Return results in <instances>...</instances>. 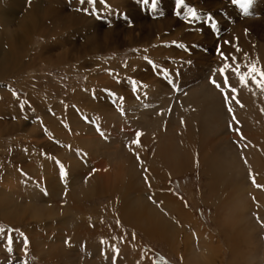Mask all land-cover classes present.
<instances>
[{
	"label": "rangeland",
	"instance_id": "obj_1",
	"mask_svg": "<svg viewBox=\"0 0 264 264\" xmlns=\"http://www.w3.org/2000/svg\"><path fill=\"white\" fill-rule=\"evenodd\" d=\"M29 1L31 3L32 0L21 1L23 4L20 3L21 13L17 15L16 12L18 13L19 9L14 6L15 14L9 17L10 22L6 30H8V35L15 32L27 41L24 43V52H21V58L24 59L22 65L30 64L28 49H34L35 55L42 54L41 58L35 57L32 66L24 67L15 76L0 79V205L1 208L2 206L5 209L9 208L8 210H11L9 212L17 216L12 221L1 219L0 216V229H3L0 232V264H25V262L27 264H56L55 260L42 250L49 244L45 238L61 233L60 241L67 240L72 244V248H75V244L81 241L82 233L87 234L88 231L97 233L96 229H101V231L103 229L102 233L107 234V242H116L119 247L126 243L129 248L135 249L130 252L133 261L135 258L137 260L142 258L143 262L146 258L149 264H205V262L233 264L235 262L232 259L235 256L234 252L240 253V247L243 252L247 246L245 238L250 240V236L243 235L242 230L237 234L231 233L230 229L234 222L239 223L238 230L240 227L245 229L240 221L245 217L246 212L243 210V213L238 212L232 215L233 223H231L226 214L227 209H223L221 204H216L224 202L219 199L224 191L229 192L226 183L230 178L222 177L219 183L215 182L206 170V165L197 162L199 159H204L201 155L199 159H196L198 148L194 151L195 164H192L187 171L180 173L181 175H150V179L155 178V182H158L159 190L171 192L183 210L190 213L192 219L200 225L206 235L210 236L205 239L200 236L197 238L195 233L184 232L182 233L183 238L186 239L181 242L183 244L180 242L175 244L172 240L174 250L169 249V246H166L168 243L162 238H148L145 235V228L141 229L145 232L144 234L139 227L135 228L136 226L126 223L134 216L137 209L129 210L127 199L118 200L116 198V191L126 192L130 184L126 179L127 175L121 181L116 174L121 171L125 172L127 167L141 164L148 167L151 161L158 168L164 167L163 162L166 157L160 156L159 150L158 154L154 151V146L158 147L163 138V136H158L159 131L164 134V137L174 139V147H170L169 150L183 149L185 155L187 154L186 157H189L188 153L180 143L193 139L187 134L191 128L194 129L192 136L197 141L198 138L207 141V136H204L208 133L207 129L199 124L187 126L184 129L183 139L179 137L180 135L173 138V132L178 129L179 117H176L178 113L171 114V117L169 112L172 104L169 103L165 109L166 113L161 114L165 108V104H161V98L169 96V101L175 103L179 100L176 96L180 89L179 83L183 85L197 83L210 70L214 75L222 67L219 63L222 57L217 54V46H221V51L227 55L223 49L224 41L231 39L232 30L240 29L245 24L248 27L242 28V31L245 32L247 40L257 48L256 50L241 49L240 62L243 61L244 70L247 71L245 65L246 62H251L250 57H256L264 52V46H262L264 44V14L254 16L255 6L264 5V0H252L247 11L241 7L240 3L233 4L231 0H184L179 5L177 0H155V7H153L152 0H149L147 4L143 0H106V4L102 7L99 4H80L79 0H40L37 18L39 23L32 25L29 22L26 31L17 22L23 18L22 15H25L27 8L31 6ZM1 2L2 0H0V5ZM84 7L90 9L89 13L78 10ZM93 8L98 9L95 16L91 13ZM49 9L52 13L49 12L48 16L46 10ZM190 9L196 12L195 17L189 14ZM2 17L3 15L0 14V23ZM48 17L52 27L50 34L45 36L43 34L46 32L44 25L49 20ZM167 22H170L171 26L166 27ZM254 28L257 30L253 31ZM151 29H155L156 33L149 39ZM140 36L144 38H138ZM45 40L50 44L47 51L46 48L44 49ZM233 45L239 47V43ZM158 46H160L158 54H151L150 52ZM245 53L248 54L246 62ZM256 67L264 70L262 64L256 63ZM226 75L231 86L229 77L231 74ZM175 76L179 79H175ZM214 79L221 88H224V81L221 77ZM132 81L136 82L137 91H133ZM237 82L241 85L240 80ZM117 83L120 85L116 86ZM206 84L214 86L210 80ZM253 86L255 84L250 79L247 81V86L241 85V92L245 94L241 103L253 104L252 101L245 103L244 100L249 95L253 98L260 96L262 92ZM215 89L218 88L215 87ZM153 90H157L158 95L154 94ZM13 91L17 95H13ZM182 92L181 102L186 103L192 99L191 104L187 106L190 114L195 113L198 106L214 104L213 102L204 103L200 95L192 97L191 91L187 92L189 95L186 94V90ZM197 92L201 91L197 90ZM120 97H123V100ZM221 100L224 109H215L216 112L206 110L205 116L207 115L206 118L210 121L209 125L216 127L217 130L219 129L218 132L221 131V135L226 136L227 143L225 141V147L222 145V149L218 148V154H216V148L207 147H201L202 153H208L209 155H205L207 158L210 156L225 158L231 166L234 164V167L237 165L238 168L244 170L247 166L254 167L252 164H242L244 161L242 143L244 142L248 156L249 154L258 155L257 158L260 159L261 164L264 163L263 97L259 100L261 103L259 110L250 108L248 110L250 112L247 111L255 123L244 120L238 125L232 119L236 112L229 113L224 103V96ZM151 103H157L158 107L162 108L158 110L156 108L152 113L151 110L145 111L139 108L140 104L148 106ZM216 106L214 104L212 107ZM94 109L102 111L98 114ZM121 109H123V114ZM89 113L98 117L99 121L94 120ZM100 116H102L101 119ZM169 116L174 121L167 120ZM224 116L227 119L223 118ZM89 118L94 121L92 125L86 122ZM229 122L232 123V130H241L244 127L246 131L249 130L248 134L259 135L260 140L250 136L259 144L254 146L249 136V142L244 139L241 142L240 138L231 137L232 130L229 129ZM96 123L98 124L95 125ZM240 124H242L241 128ZM103 125L115 136L113 139L110 137V140L109 136L103 135L106 148H100L99 145L94 150L91 142L90 146L82 144L81 137L91 139L94 136L95 140V137L103 138L100 133H97V128L102 131ZM166 125L167 131L164 129ZM136 131H140L142 135L139 145H132L131 141L136 139ZM73 146L82 156L78 155L77 151L69 153ZM101 149L104 150L100 152ZM128 150L137 151L132 156L133 161H127L131 164L124 167L122 163L126 162ZM153 156L155 157L152 160ZM90 157L94 159L97 166L79 170L80 166L86 164ZM198 163L200 165H197ZM61 165L67 172L64 179H61L59 175ZM73 167L79 168L72 171ZM93 169L96 171L94 172ZM253 170L262 172L255 167ZM84 171H86V177L81 178L84 173L79 174ZM102 171L112 177L110 180L109 177L99 176V182L107 179L106 186L97 185L98 188L90 196L79 200L80 202L76 198L68 201L74 194L79 195L86 189V185L83 184L88 178L96 173L93 177L95 178ZM147 174H152V172ZM75 175L77 183L73 185L71 182H74ZM53 176L56 182L51 181L52 184L49 186L51 191L45 194L41 182L43 178L51 179ZM58 183L62 187L53 190V186L59 187ZM209 184H211L210 187ZM99 189L110 191H99ZM52 192L56 194L53 195ZM71 192L74 194L67 200ZM40 194L45 195L46 200H42L43 203ZM253 195L254 193L251 197L247 196L246 201L253 208L252 215H249H251L254 230H257L264 223V219L257 218L255 211L257 204ZM259 195V201L262 202L264 191ZM235 201L234 204L238 203ZM237 205L241 207V203ZM217 207L221 209L217 210ZM260 208L258 206V210ZM38 210L42 215L36 217ZM229 210H231L230 207ZM60 219L63 221L61 224L57 226L50 224ZM72 220L79 226L73 227L75 223L70 222ZM9 229L18 230L11 233L13 242L10 246L7 243ZM257 234L258 236L253 235V240L262 242L260 257L264 252V227ZM72 236L74 238H71ZM37 237L43 239L44 244L37 247L38 250H32L30 238ZM25 238L28 240L27 247L24 244ZM102 241L103 243L101 241L95 243L106 246L105 239ZM205 245V249L201 247ZM9 247L11 251L8 250ZM67 251L65 254L68 253ZM90 251L92 254L95 253L94 250L90 249ZM77 252L80 259L76 260L75 264L89 262L88 258L91 257L89 254L79 249ZM105 259V264H113V260ZM130 262L121 261L122 264H131ZM115 264H117L116 259Z\"/></svg>",
	"mask_w": 264,
	"mask_h": 264
},
{
	"label": "bare ground",
	"instance_id": "obj_2",
	"mask_svg": "<svg viewBox=\"0 0 264 264\" xmlns=\"http://www.w3.org/2000/svg\"><path fill=\"white\" fill-rule=\"evenodd\" d=\"M21 1H23V0H2L1 5H0V14L3 15V17H2L3 19L0 23V32L3 33V34L0 33V79H1V77L2 78H10L11 76H15L16 74L19 73L20 70L24 69V67L32 66L33 65L32 63L34 62L35 57L40 59L41 55H42V54H38V53H37V55H35L34 49H32V50L28 49L27 54H28V58H30V64L29 65H22L24 59L21 58V52L22 51L24 52V48H25L24 43L27 41L25 40V38H21L20 36H18V34H16L15 32L8 35V30H6L7 25L10 22L9 17L13 16L15 14L14 9H13L14 6H16L19 9L18 13L16 12V15L21 13V9H22L21 7L23 5L21 3ZM39 2H40V0H32L31 3L29 1V5H31V6L27 8L25 15H22L23 18H21L20 21L17 22L19 25H21L22 28L24 27L23 29L26 31L28 30L27 24L29 22H31L32 25L39 23L37 21L38 12H39L38 11L39 10ZM20 3L22 5H20ZM46 12H47L48 16H49V12L52 13L51 9L46 10ZM254 12H255L254 16L264 14V5H262V6L256 5L254 8ZM48 19L49 20H47L46 25H44V30L46 32H44L43 34L45 36L50 34L49 31L52 27L51 26V20L49 17H48ZM170 22H172V21H170ZM170 22L166 23V27L171 26ZM176 22L177 21H175V23ZM246 26H247V24H245V26L242 25L240 29L236 28V29L232 30L233 32H232L231 39L228 41H231L232 45L234 43H239L240 49H242V48H246V49L253 48L254 50H256L257 49L256 46L254 44H252V42L247 40L246 36L244 35L245 32L242 31L244 28H246ZM3 27H4V29H3ZM2 30H3V32H2ZM256 30H257V28L253 29V31H256ZM154 33H156L155 29L149 30V34H150L149 39H151V36H153ZM17 37H18V39H16ZM25 37H27V36H25ZM138 38L141 39L144 37L140 36ZM11 39H12V41H11ZM14 40H15V42H13ZM45 41L46 42L44 43V46H46V47H44V49L46 48V51H47V48L50 46V44L47 43L48 42L47 40H45ZM262 46H264V44ZM159 47L160 46L156 47V49H154L150 53L151 54H158L157 52L160 51ZM223 49L225 52H227V55L228 54L236 55L237 61L240 64V69H239L240 72L241 73L245 72L246 70H244L245 68L243 65V61L240 62L241 51L236 52L235 48H233L231 45H228V44L227 45L223 44ZM167 50L169 51V49H167ZM45 58L48 60L47 57H45ZM250 59H251V61H255L256 63L264 65V52L259 53L256 57H250ZM228 60H229V63L231 64V55H229ZM246 61L247 60L245 59V62ZM219 63H221V65L223 66L224 60L221 59L219 61ZM45 65H47V64H45ZM232 67L235 68V65H232ZM103 69H105V68H103ZM227 73L231 74V76H229L231 78V86L230 85L229 86L237 89L236 99L239 100V102H240L239 104H237L235 100H231V107L233 108V111L236 112L235 114H233V116L236 117V120H235L236 125H238L239 123H241V121H244V120L248 121L249 123L250 122L255 123V121L251 118V114L248 113V112H250L248 110L250 108H252V109L256 108L257 110L260 109L259 106L261 103H259V100H261L262 97L264 99V93L262 94L260 92L261 94L258 98H253L251 95H249L244 100L245 103L252 101L253 104L241 103V100L245 98V96H244L245 94H244V92H241V85H240V83L237 82V80H240V79L236 76L235 72H233L231 70H227L226 74ZM232 76H234V77H232ZM220 77H221V80L224 81V76L220 74L219 70L216 71L214 73V75L212 74V70H210L197 83H193V84L186 83L185 85H183L182 83H179L180 89L178 90V95H176L179 100L177 99L178 100L177 102H175V103L170 102L169 96H167L164 99L161 98L162 99L161 104H165L164 111L161 114L166 113L165 109H166V107H168L169 103L172 104L171 111L169 112V114L174 115L175 112L178 113V116H176V117H179L178 129L173 132V134H172L173 138L178 137L180 135L179 137L181 139H183L184 138V136H183L184 129L187 126L199 124L202 128L206 127V129H207L208 133L204 134V136H207V141L203 140L201 138H198V137H197L198 138V141H197L194 138V136H192V132L194 131V129L191 128L187 134H189V136L192 137L193 139H190L187 142L184 140V141H181V143H180V144H183V147L186 149V151L188 153L189 157H186L187 154L185 155L183 149H177L178 151L176 150V148L169 150L170 147H174V144H173L174 139L170 140L169 138L164 137V134H161L159 131L158 136H163V138L160 140V144L158 145V147H156L157 145L154 146V151L156 152V154H158L157 151L159 150L161 152V154H159V155L166 157V160L163 162L164 167L158 168L155 166L154 162L151 161V163L149 164L148 167H146L147 165L141 164V165L134 166V167L133 166L127 167L125 172H122V171H121V173L118 172L116 175H118V177H120L121 181H123L125 176L127 175L128 178L126 177V179L128 180V182L130 184H129V188L126 190V192L116 191V198L118 200L127 199V204H128L129 210H136L137 209L136 212L134 213V216L130 220H128L126 223H129L132 226H136L135 228L139 227L140 231H142L141 230L142 228H145L146 234L143 231H142V233H144L146 236H148V238H162V239H164L166 241V243H168V245H166V246H169V249H171V250H174L173 249V246H174L173 243L176 244V243L180 242V244H183L181 242L184 241V239H186V238H183L182 233H184V232L189 231L190 233H195L194 235L197 238L199 236L204 237V239L206 237H210V236L206 235V232H204L201 229L200 225L198 223H196V221H194V219H192L190 213L183 210V208L179 204V201L172 195L171 192H169L167 190H164V191L159 190L158 182H155V178L153 180L150 179V175H159V176L181 175L183 172L187 171L192 164H195L194 158L196 156L194 154V151L196 148H198L197 149L198 156L196 157V159H199L200 155L202 157H204V159H199V160H197V162L204 163L206 165V167H207L206 170L209 172V174H211V176L214 178L215 182L219 183V181L222 177L227 178V179L230 178V180L226 183L227 188L229 189V192L224 191V193L220 195L221 199H219V200H224V202H219L216 204H218V205L221 204L220 206L223 209H227L226 214H227L228 218L231 220V223H233L232 218H231L232 215L237 214L238 212L243 213V210L246 212L245 217L242 219V221H240V222H242V227H244L245 229H241V227H240V230H238L237 226H239V223H237V222H234L232 224V228L230 229L231 233L237 234V233H240L242 230L241 233L243 235L246 234V235L250 236V240L245 238L247 246L244 249V251L242 252L241 247H240V253L236 254L234 252L235 256L232 259H234L235 262L233 264H241V263L242 264H264V252L259 257V252H260V249L262 246V242L260 240H257V241L253 240V235L258 236L257 232H260V230L264 227V223L262 225H260L259 229L254 230V228L252 226L251 217H250L252 215L251 213L253 211V208L246 201V197L247 196L251 197L252 193H254L253 198L255 199L256 204H257V209L255 210L257 212V215H258L257 218L260 217V218L264 219V200L262 202L259 201L260 200L259 194L262 193L264 191V189L262 190V188L255 187L253 185L251 179H250V176H249V172L251 170V173L255 177L256 182L260 185H264V163L261 164L260 159L257 158L258 155L249 154V156H248L247 151L244 147V142H243V139L246 140L247 142L250 141V139H248V136L249 137L252 136L256 140H260L259 135L248 134L249 130L246 131V129H244V127H243V129L239 130V134L235 130L231 129L232 130L231 137H235V138L238 137V138H240V141L243 142L242 144H243V148H244V156H243L244 161H242V164H244V165L252 164V165H254V167L256 169H260L262 171L261 173L259 172V170H257V171L253 170L254 167H252V166H247L244 170H242L241 168H238L237 165H236V167H234V164H233V166H231L230 163L226 162L228 160L225 158L211 157V156L207 158L205 155H209V154L208 153L203 154L201 151V147H207L210 149L216 148V154H218L219 149H222L223 147H225V141L227 143L226 136L221 135L222 134L221 131L218 132L219 129L217 130L216 127L209 125L210 123L208 124V122H210V121L207 120L208 119V118H206L207 115L205 116L206 110H208V112H209V111H215V109H219V110H220V108L224 109V106H222V100H221V98L223 97L224 94L221 92L220 89H215L214 86L211 87V86H208L206 84V82L208 80H210V78H212V79L219 78L220 79ZM112 78H113V76H112ZM176 78H178V76H175V79ZM104 79H105V77H104ZM124 83L125 82H123V84ZM119 85L120 84L117 83L116 86H119ZM171 85H172V82H171ZM253 87L257 88L256 85ZM182 90H186L187 95H189V93H187V92L191 91L190 95L192 97H197L198 95H200L202 97L204 103H206V102L212 103L213 102L217 106L215 108H213L214 104H205V106H198L197 111L193 114H190V111L187 109V106L189 104H191L192 99H191V101H188L186 103L181 102L180 97H181V94L183 93ZM197 90H200L201 92H197ZM154 94L158 95V91L155 90ZM184 95H185V93H184ZM228 95L230 97V96H232V93L230 91H228ZM185 98H186V96H185ZM145 107H147V108H145ZM139 108L144 109L145 111L151 110V113H152V112H154V110L156 108L158 110V108H162V107H158L157 103H155V104L151 103V105L149 104L148 106H144L143 104H140ZM94 111L95 112L97 111V113H98L99 111H102V110L94 109ZM222 112H223V110H222ZM89 115L92 118H94V120L99 121L98 117H96L94 114L89 113ZM172 115H171V117H172ZM101 118H102V116H100V119ZM223 118L227 119L225 116ZM167 120L174 121L173 118L172 119L170 118V116L168 117ZM182 120H183V123H181ZM86 122H88L90 124L94 123V121H91L90 118ZM97 124L98 123H96L95 125H97ZM164 124H166V123H164ZM103 127H104V125H103ZM164 127H165L164 129L167 131V129H166L167 125ZM241 127H242V124H240V128ZM102 132L104 133V135L106 134L105 136H109V139H110V137H111V139L115 138V136L112 134V132L110 133L108 131V128L106 126L103 128ZM97 133H99V132L97 131ZM110 134H112V135H110ZM240 134H242L243 139H241ZM167 136H168V133H167ZM93 137L91 139L90 138L84 139V137H81L83 139L82 144L85 146H90V142H91V144L94 146V150L99 145H100V148H106V146H105L106 141H104V136H102L103 138H101V136L95 137L96 140ZM251 140H252V138H251ZM252 144H254V146L256 144V146H257V144H259V143L252 140ZM222 145H223V147H222ZM103 150L104 149H101L100 152ZM76 151H78L77 148L75 150V146H73L72 148H70L69 153L72 154V153H75ZM136 151L137 150H134V151L128 150V153H127L128 156L126 158V162L124 161L122 163L124 165V167H126L128 164H131V163H128L127 161H130V160L133 161L132 156L136 153ZM69 153H67V154H69ZM81 156H82V154H81ZM154 157L155 156H153L152 160L154 159ZM200 163H198L197 165H200ZM95 166H97V163L94 161L93 158L90 157V159H88L86 164H84L82 167L80 166L79 170L82 171L84 169H89L90 167H95ZM77 168H79V167H73L72 171L73 170L75 171ZM145 170H147V171H145ZM252 170H253V172H252ZM99 171L100 170L98 169V172ZM85 172L86 171L81 172L79 174V175H81L84 173V175L81 178L86 177ZM151 172H152V174H147V173H151ZM95 174L96 173H94L92 177L88 178L86 180L85 184H83V185H86V189L83 192H81L79 195L71 192L72 194L71 193L68 194L67 200H68V197H71L74 194V196L71 197L68 201H71L73 198H76L78 200V202H80L79 200L90 196L92 194V192L96 188H98L97 185H99L100 187L106 186L107 185V179H106L107 177H109L110 180L112 179L111 176H108L103 171L99 175H97V177L93 178L95 176ZM79 175L77 174V176H79ZM100 175H103L104 177H106L103 180V182H99V176ZM77 176L76 175L74 176L75 180L73 183L71 182V184L75 185L77 183V178H76ZM118 177L115 176V178H118ZM146 177H147V180L145 179ZM40 181H42V180H40ZM51 181H52V183L56 182L54 176L51 179H49L47 177L43 178V181L41 183H43L44 192H45V190H46V192L51 191L50 187H49L52 184ZM47 182H48V184H47ZM71 184H70V186H71ZM60 185L61 184L58 183L59 187L53 186L52 189L53 190H54V188L59 189L60 187H62ZM210 186H211V184H209V187ZM101 190H109V189H99V191H101ZM154 191H156L157 193ZM52 194L55 195L56 193L52 192ZM150 196L152 197L151 200H149ZM40 197H41V202H42V200L43 201L46 200L45 195L40 194ZM240 198H241V201L239 202ZM210 200L212 201V199H210ZM235 200L238 201V203H241V207H238V205H237L238 203L234 204ZM217 202H218V200H217ZM19 204H21V203L19 202ZM8 205H9V203H8ZM109 206L110 205H108V207ZM228 206L231 209L229 211H228V208H229ZM258 206L261 207L259 210H258ZM221 207H219V208L221 209ZM219 208L217 207V210ZM8 209L3 208V206L1 208V205H0L1 219L4 218V220L6 219L8 221H12V220L16 219L17 216L12 214L13 212L10 213L9 211H11V210H8ZM82 214L83 213H81V215ZM249 214H251V215H249ZM23 215H25V214H23ZM40 215H42V214L40 213V210H38V214L37 215L35 214V216L38 217ZM40 219L42 220L43 218H40ZM61 220L62 219H60L59 221H56V222L52 221V223H50V224H52V225L56 224V226H57V224H61L63 222ZM70 222L75 223L73 227L79 226V224L77 222H75L74 220H72ZM253 225H254V222H253ZM61 226H63V225H61ZM43 227L46 228L45 226H43ZM39 229L41 230V228H39ZM55 229H57V228H55ZM49 230H51V228ZM49 230H48V232H49ZM86 230L88 231L87 227H86ZM102 231H103V229H102ZM102 231H101V229H96L97 233H92L91 231H88L87 234L82 233L80 235L81 241L77 242L75 244V248H72L73 246L69 242L65 243L63 241H60V239L62 238V234L58 233L56 236L54 235L51 238L50 237L45 238L46 240L49 241V244L46 246L45 249L42 248V250L47 256L52 257L55 260L56 264H75V261L80 259V256L78 255V252H77L78 249L91 256L90 258H88L89 262H87L86 264H105V261H104L105 258H106L105 260H107V261L108 260L112 261L114 256H115V259L117 261V264L118 263L122 264L121 263L122 260L131 261L130 262L131 264H149L148 261L146 260V258L144 259L143 262L141 261L142 258H141V260H137L135 258V260L133 261V258L130 257V254H131L130 252H133L135 249L129 248V245H127L126 243L124 244L125 246L122 245V247H119L116 242H113V243L107 242L106 241L107 234L102 233ZM37 232H35V233H37ZM45 232H47V231H45ZM171 232L173 233L172 235H171ZM242 234H241V236H242ZM46 236H47V234H46ZM71 238H74V236H72ZM104 239H105V243L107 244L106 246H103L101 244L98 245L95 243L98 241H102ZM199 239H201V238H199ZM172 240H173V243H172ZM30 241H31V248H33L32 250H35V249L38 250L37 247H41L42 243L44 244V240L40 239L38 237L33 238V239L30 238ZM240 241H241V239H240ZM206 244H208V243H206ZM113 245H115V247L119 249L118 254L113 251V249H112ZM209 245H210V242H209ZM209 245H207V246L209 247ZM105 247H107V249H105ZM201 247L205 249L206 245L201 246ZM184 248H185V244H184ZM90 249L94 250L95 253L92 254ZM207 249L209 250V248H207ZM66 250H68L67 251L68 253H66L67 255L65 254ZM186 257H188V256H186ZM205 264H210V263L205 262Z\"/></svg>",
	"mask_w": 264,
	"mask_h": 264
},
{
	"label": "snow or ice",
	"instance_id": "obj_3",
	"mask_svg": "<svg viewBox=\"0 0 264 264\" xmlns=\"http://www.w3.org/2000/svg\"><path fill=\"white\" fill-rule=\"evenodd\" d=\"M143 2L145 4H147L149 2V0H143ZM152 2H153V7H155V0H152ZM183 2H184V0H177L178 5L182 4ZM231 2L233 4L240 3L241 7H243L245 9V11H247V7L252 2V0H231ZM79 3L80 4L87 3L89 5L99 4L102 7L106 4V0H79ZM78 10H80L84 13H89V11H90V9L87 7H84L83 9H78ZM97 10L98 9H96V8L91 9L92 15L95 16ZM189 14L193 17L196 16V12L194 10H191V9L189 10ZM224 44L231 45L233 48H235L236 52L241 51V49L238 47V45H232L231 41H224ZM181 47H183V45H181ZM217 54L220 55L222 57V59L224 60L223 66L220 67V69H219L220 74L224 76V88H221L220 84L217 83V81L215 79L210 78V83H212L215 87H217L218 89H220L224 93V103L227 106V111L229 113L233 112V108L230 106L231 100H235L237 104H239L240 102H239V100L236 99L237 89L229 86L228 77L226 75L227 70H231V71L235 72L236 76L240 79L242 86H247V81H248V79H250L252 81V83H254L257 86V88L262 93H264V70L257 68L255 61L246 62L245 66L247 67L248 70L246 72L241 73L239 70L240 64L237 61L236 55H234V54L226 55L225 53H223L221 51V46H219V45L217 46ZM229 55H231V64L229 63V60H228ZM247 55L248 54L245 53V59L247 58ZM145 59H147V57H145ZM149 62L151 63V61H149ZM232 65H235V68H233ZM132 88H133V91H137V85H136L135 81H132ZM226 89L232 93L231 98L229 97L228 91H226ZM13 95H17V93L15 91H13ZM120 99L123 100V97H120ZM262 111H264V110H262ZM121 113L123 114V109H121ZM25 119H27V117H25ZM232 119L236 120V117L233 116ZM181 123H183V120L181 121ZM229 129H232V123L231 122H229ZM233 130H235L239 134V129H233ZM97 131L100 133V135H102V136L104 135V133L102 131H100L99 128H97ZM141 135H142V133L140 131H136V133H135L136 139L132 140L131 144L132 145H139ZM240 135H241V139H243L242 134H240ZM77 154L80 155L79 150L77 151ZM84 155L86 156V154H84ZM137 159L139 160L138 154H137ZM93 171L95 172L96 170L93 169ZM145 171H147V170H145ZM59 175H60L61 179H64L67 176V172L62 165L59 168ZM249 176H250V179H251V181L255 187L264 188V185H260L256 182L255 177L251 173V170L249 172ZM145 179L147 180V178H145ZM45 194H47L46 190H45ZM151 199H152V197L150 196L149 200H151ZM2 231H3V229H0V232H2ZM8 231H9V235L7 238V243L10 246L13 242V237H12L11 233L14 231H18V230L9 229ZM21 235L23 236V233H21ZM133 238H135L134 235H133ZM101 242L103 243V241H101ZM65 243H68V241L66 240ZM24 244H25V247H27V244H28L27 238L24 239ZM112 249L117 254L119 253V249L116 248L115 245L112 246ZM8 250L11 251V247H9ZM25 264H27V262H25ZM113 264H115V256L113 257Z\"/></svg>",
	"mask_w": 264,
	"mask_h": 264
},
{
	"label": "crops",
	"instance_id": "obj_4",
	"mask_svg": "<svg viewBox=\"0 0 264 264\" xmlns=\"http://www.w3.org/2000/svg\"><path fill=\"white\" fill-rule=\"evenodd\" d=\"M222 92V91H221ZM223 93V92H222ZM224 94V93H223ZM224 96V95H223Z\"/></svg>",
	"mask_w": 264,
	"mask_h": 264
}]
</instances>
